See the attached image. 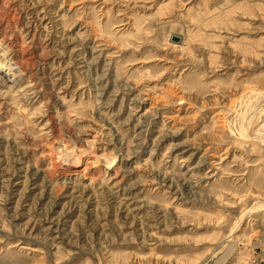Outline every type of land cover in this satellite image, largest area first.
<instances>
[{
	"label": "rangeland",
	"instance_id": "rangeland-1",
	"mask_svg": "<svg viewBox=\"0 0 264 264\" xmlns=\"http://www.w3.org/2000/svg\"><path fill=\"white\" fill-rule=\"evenodd\" d=\"M263 125L264 0H0V264H264Z\"/></svg>",
	"mask_w": 264,
	"mask_h": 264
},
{
	"label": "bare ground",
	"instance_id": "bare-ground-1",
	"mask_svg": "<svg viewBox=\"0 0 264 264\" xmlns=\"http://www.w3.org/2000/svg\"><path fill=\"white\" fill-rule=\"evenodd\" d=\"M31 86V85H30ZM263 129H264V125H263ZM97 157V156H96ZM51 159V158H50ZM107 159V158H106ZM55 160V159H54ZM113 160V159H112ZM97 161V160H96ZM109 162V160H107ZM52 162V161H51ZM111 162V161H110ZM53 163V162H52ZM97 163V162H96ZM114 164V163H113ZM112 165V164H111ZM55 166V165H54ZM52 167V166H51ZM108 167V166H107ZM110 167V166H109Z\"/></svg>",
	"mask_w": 264,
	"mask_h": 264
}]
</instances>
